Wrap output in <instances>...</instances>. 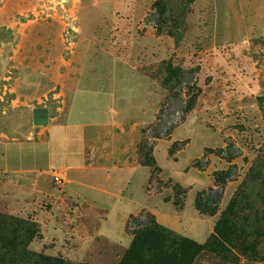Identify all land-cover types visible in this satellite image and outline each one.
<instances>
[{
    "label": "rangeland",
    "instance_id": "rangeland-1",
    "mask_svg": "<svg viewBox=\"0 0 264 264\" xmlns=\"http://www.w3.org/2000/svg\"><path fill=\"white\" fill-rule=\"evenodd\" d=\"M137 78L146 191L0 173V264H264V0H0V137L45 138L35 115L68 122L115 83L132 99Z\"/></svg>",
    "mask_w": 264,
    "mask_h": 264
},
{
    "label": "crops",
    "instance_id": "crops-1",
    "mask_svg": "<svg viewBox=\"0 0 264 264\" xmlns=\"http://www.w3.org/2000/svg\"><path fill=\"white\" fill-rule=\"evenodd\" d=\"M146 82L145 78L135 79L134 86L127 89L133 97L129 100L122 98L116 83L101 90L107 95L99 97L105 101L96 109L88 110L82 105L84 98L77 96L65 123L53 124L49 116L35 115L34 123L42 128L39 134L45 138L34 134L12 141L0 137V173L41 172L66 178L75 171L90 192L115 194L120 190L134 200L132 191H146L152 176L150 167L138 165L133 159L143 129L155 112L144 110L147 105L141 101L145 93H151ZM125 103L136 109L125 110Z\"/></svg>",
    "mask_w": 264,
    "mask_h": 264
},
{
    "label": "built area",
    "instance_id": "built-area-1",
    "mask_svg": "<svg viewBox=\"0 0 264 264\" xmlns=\"http://www.w3.org/2000/svg\"><path fill=\"white\" fill-rule=\"evenodd\" d=\"M184 116V106L181 101H172L168 107L159 113L157 120V130L160 133L170 132L176 125H178Z\"/></svg>",
    "mask_w": 264,
    "mask_h": 264
},
{
    "label": "trees",
    "instance_id": "trees-1",
    "mask_svg": "<svg viewBox=\"0 0 264 264\" xmlns=\"http://www.w3.org/2000/svg\"><path fill=\"white\" fill-rule=\"evenodd\" d=\"M216 235L218 236V238H220L221 240H226V236L224 235L223 231L220 229V227L217 228L216 230ZM212 246V242H207L204 247H197V246H193L192 252L194 253H200L203 250H207L208 248H210Z\"/></svg>",
    "mask_w": 264,
    "mask_h": 264
}]
</instances>
